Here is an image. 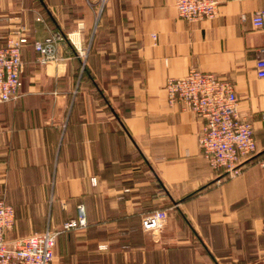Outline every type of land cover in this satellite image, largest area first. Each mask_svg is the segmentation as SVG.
I'll return each mask as SVG.
<instances>
[{"label": "crops", "instance_id": "1", "mask_svg": "<svg viewBox=\"0 0 264 264\" xmlns=\"http://www.w3.org/2000/svg\"><path fill=\"white\" fill-rule=\"evenodd\" d=\"M218 2L216 18L187 21L173 0H0V32L28 38L21 96L0 103L11 236L58 228L82 205L85 226L59 234L52 264H264V29L251 23L264 0ZM55 31L42 63L34 43ZM192 67L229 79L253 125L240 174L212 168L203 121L167 103L166 79ZM157 209L160 229H143Z\"/></svg>", "mask_w": 264, "mask_h": 264}, {"label": "built area", "instance_id": "2", "mask_svg": "<svg viewBox=\"0 0 264 264\" xmlns=\"http://www.w3.org/2000/svg\"><path fill=\"white\" fill-rule=\"evenodd\" d=\"M177 14L184 20L214 19L218 16V0H173ZM251 23L264 29V9L251 15ZM59 31L53 32L41 42H35L42 63L53 59V42L62 39ZM71 40V39H70ZM28 42L26 29L19 26L10 31L0 43V103L17 100L21 96L24 61L23 46ZM80 56L86 51L76 46ZM255 62L257 77L264 78V48ZM163 88L169 106L197 115L203 125L199 134L201 153L214 169L229 176L240 174L256 152L253 125L239 115L238 97L233 83L216 73L190 68L182 76H170ZM259 164L264 167V161ZM167 213L157 209L142 219L145 230L160 229ZM82 205L77 207V216L64 221L58 228L45 229L24 236L13 237L15 210L11 203L0 199V264H52L54 247L60 233L85 226Z\"/></svg>", "mask_w": 264, "mask_h": 264}, {"label": "rangeland", "instance_id": "3", "mask_svg": "<svg viewBox=\"0 0 264 264\" xmlns=\"http://www.w3.org/2000/svg\"><path fill=\"white\" fill-rule=\"evenodd\" d=\"M99 26V22H96L95 25L93 26V29L89 31V36L96 34V28ZM9 33L8 31H3L0 32V36H3V38Z\"/></svg>", "mask_w": 264, "mask_h": 264}, {"label": "trees", "instance_id": "4", "mask_svg": "<svg viewBox=\"0 0 264 264\" xmlns=\"http://www.w3.org/2000/svg\"><path fill=\"white\" fill-rule=\"evenodd\" d=\"M252 159V158H251Z\"/></svg>", "mask_w": 264, "mask_h": 264}]
</instances>
